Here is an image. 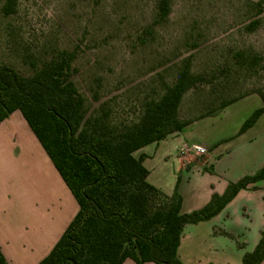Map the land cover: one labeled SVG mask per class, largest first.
Listing matches in <instances>:
<instances>
[{"label": "rangeland", "instance_id": "374dc122", "mask_svg": "<svg viewBox=\"0 0 264 264\" xmlns=\"http://www.w3.org/2000/svg\"><path fill=\"white\" fill-rule=\"evenodd\" d=\"M261 1L167 0L166 20L154 24L157 0H15L13 13L0 11V64L29 76L58 51H73L70 79L85 98L86 115L103 107L114 123L123 116L134 118L143 101L171 84L189 58L190 71L205 80L182 96L180 119L194 120L237 99L178 137L169 136L143 161L147 182L167 195L178 194L180 212L190 213L224 191V177L207 165L204 152L181 153V140L204 143L231 136L239 119L259 106L258 92L264 89ZM14 112L19 123L0 130V249L9 264H36L77 204L20 112ZM168 144L173 150L165 153ZM226 145L220 143L218 151ZM177 156L190 162L180 166ZM257 195L255 188L236 193L211 218L186 224L177 247L181 262L202 264L213 249L232 259L257 223Z\"/></svg>", "mask_w": 264, "mask_h": 264}, {"label": "trees", "instance_id": "16d2710c", "mask_svg": "<svg viewBox=\"0 0 264 264\" xmlns=\"http://www.w3.org/2000/svg\"><path fill=\"white\" fill-rule=\"evenodd\" d=\"M14 5L15 0H5L2 15L13 13ZM168 10L167 0H157L152 22H164ZM74 56L73 51L60 50L29 76L0 64V122L12 111L20 112L77 204L72 219L36 264H122L127 258L136 264H183L176 248L184 225L211 218L239 190L255 188L254 183L264 179V160L253 174L229 182L220 195L212 194L200 209L181 213L179 195H167L148 183L144 156L134 152L191 122L178 117L179 104L204 75L192 73L189 58L184 59L173 82L157 97L145 99L134 118L123 116L111 123L103 107L86 115L85 98L70 79ZM258 97L260 106L237 134L264 111V89ZM263 257L264 228L241 264H259ZM0 264H8L1 252Z\"/></svg>", "mask_w": 264, "mask_h": 264}, {"label": "crops", "instance_id": "0c3cea01", "mask_svg": "<svg viewBox=\"0 0 264 264\" xmlns=\"http://www.w3.org/2000/svg\"><path fill=\"white\" fill-rule=\"evenodd\" d=\"M250 1H256V0H250ZM250 96H252V95H250ZM253 96H256V95H253ZM236 101L237 100L226 105L220 111L227 108L228 106L233 105ZM260 104L261 103H260V99H259V106H260ZM255 108H253V109H255ZM14 114H16V113L14 111H12L4 120H2L0 122V130L2 128H6L5 129V131H6L8 129V125L11 123H14L13 121H17L19 123L20 119H19L18 115H14ZM12 116H14V117L12 119H10ZM206 116H208V115H206ZM247 116H244L241 119H239V121L236 123L237 124L236 132L231 136H227L224 138L222 137L221 139L212 140V141H208V142H204V143H202L201 140H197L194 138L193 139L183 138L181 140L182 142L187 141L189 145L199 146V147H202L205 149L204 155L207 157V165H210V167L213 170L215 169V166H216V170L218 171L217 173H218L219 177L221 179L224 177V179H222V187L220 188L221 191L224 190V188L226 187V185L229 182H234L237 179L241 178L242 176L253 174L255 171H257L261 167V165L263 163V160H264V111L262 112V114L256 119V121L249 128H247L244 132L237 134L238 128L240 127L241 123L245 120V118ZM203 117L204 116L198 117L194 120H191V122L188 125H186L184 128H182L179 132H176L174 134H169L164 139L159 140L158 142L146 145V146H152L151 150H149L147 152L148 154L143 151L144 148H146V146H143L142 148L137 150L138 155L142 154L144 156V159H146L150 154H154L155 151L158 148H160V144H162V141L166 140V138H168L169 136L173 137L176 135L178 137V134H181L182 131L187 126H189L192 123H195L197 120H199ZM20 125H21V127H24L22 125L21 121H20ZM24 134L26 136H29V133L27 131L26 132L24 131ZM174 138H176V137H174ZM185 139H187V140H185ZM237 139H239L240 141H237ZM222 142H225L227 145L223 148L222 151H218V145ZM176 146H178V145H176ZM41 149H42V147H41ZM164 150H165V153H169V151L173 150V145L171 146V144H168ZM174 150H175V148H174ZM43 153L45 154L44 151H43ZM44 156H45V158L47 157L46 154ZM47 159H48V157H47ZM144 159H143V161H144ZM177 159H178L180 166H185L188 164V162H190V161H188L189 159H186V158L182 159L181 157H178V156H177ZM143 161H142V164H143ZM218 165H222V167L219 169L220 171L217 169ZM27 176H28V179L29 178L31 179L29 174ZM147 176H148V174H147ZM146 179H147V177H146ZM150 184L154 185L152 183H150ZM254 186H255V191L258 194L257 195V200L259 203L258 208H257L258 217H257V223H256V225H254L252 232L250 233L249 238L246 236L244 238H242V240L240 241V244H239L241 249L235 250L234 255L232 256V259L227 258L223 255H218L217 250L213 249L212 253L207 256L206 260H202L203 261V262H201L202 264H241L242 255L246 252H250L253 249V247L255 246V244L257 243V241L259 239L261 230L264 228V179L255 182ZM248 189H250V187H247L245 189H241L237 192V194H239L242 191H247ZM16 190L20 191V187L18 186V188ZM60 234H59V236H60ZM56 239L53 240L50 244H48V246H45V250H44V253L41 255V258H43L48 253V251L50 250V248L52 247V245L54 244ZM236 242H237V240H236ZM177 247L179 248V246H177ZM178 248H176L177 257H178V259H180V261H183L182 260V254L178 253L179 252ZM0 252L2 253L5 261L8 263L9 258L6 257V254H4L1 249H0ZM122 264H136V263L133 262L131 259L127 258L122 262ZM142 264H154V263L145 262ZM184 264H185V262H184ZM259 264H264V257L260 261Z\"/></svg>", "mask_w": 264, "mask_h": 264}, {"label": "built area", "instance_id": "2783aa9c", "mask_svg": "<svg viewBox=\"0 0 264 264\" xmlns=\"http://www.w3.org/2000/svg\"><path fill=\"white\" fill-rule=\"evenodd\" d=\"M205 151L204 148L199 147V146H194V145H189L186 142H182L180 144V152L184 153V152H193L195 154H200L203 153Z\"/></svg>", "mask_w": 264, "mask_h": 264}]
</instances>
